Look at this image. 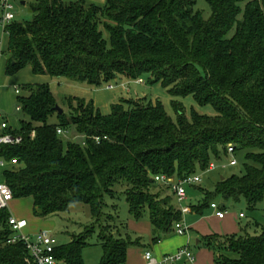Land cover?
I'll list each match as a JSON object with an SVG mask.
<instances>
[{
    "label": "trees",
    "instance_id": "1",
    "mask_svg": "<svg viewBox=\"0 0 264 264\" xmlns=\"http://www.w3.org/2000/svg\"><path fill=\"white\" fill-rule=\"evenodd\" d=\"M100 1L33 0L32 19L7 28V76L30 68L33 75L95 89L146 76L170 98L173 116L160 101L144 98L120 100L104 116L92 100L68 97L67 111L58 114L49 85L24 86L29 95L17 105L25 119L6 131L21 142L0 145V160L21 167L5 171L4 183L13 200H32L37 219L65 214L73 204L88 206L92 225L55 250L64 264H83L93 233L98 264H125L127 249L141 239L110 213L115 206L109 202L121 197L133 220L148 219L151 241L159 243L183 217L169 188L154 177L205 172L229 157V145L233 156L243 155L242 173L220 177L212 194L200 184L189 187L204 192L192 209L202 216L214 197L243 199L249 211L264 205V0H204L207 18L195 0ZM186 97L215 114L187 113ZM72 128L85 137L83 144L62 142L57 130ZM161 187L170 196L152 193ZM9 216L0 211V264H25L23 246L7 244ZM257 226L253 234L202 238L213 264H264V224Z\"/></svg>",
    "mask_w": 264,
    "mask_h": 264
},
{
    "label": "rangeland",
    "instance_id": "2",
    "mask_svg": "<svg viewBox=\"0 0 264 264\" xmlns=\"http://www.w3.org/2000/svg\"><path fill=\"white\" fill-rule=\"evenodd\" d=\"M11 1L15 7V21L23 22V21H30L32 19V14L29 11L28 7L33 3V0H11ZM64 1L67 2L70 0H64ZM89 1L94 2L97 5L102 4L100 0H89ZM22 2L24 3V6L21 5ZM195 2H196V10L201 12L204 18H207L209 16V8L206 5L205 1L195 0ZM6 38L7 37L5 35L2 37L0 35V42L2 43V46H0L1 61L5 60L4 53L7 50ZM16 74H18L19 77H21L23 74H26V76H32L29 72V69L27 68L18 71ZM52 79H53L52 83H49L50 90L52 94L55 95L57 99L60 101L59 108H61L63 111H67V106L64 100L65 98H68L69 95L71 96L73 94L64 91L65 90L64 89L65 87L63 85L64 81L55 78ZM142 81L144 82L142 84L143 85L142 88L138 87L140 86V84L136 82L127 81L126 86L129 87L131 93L129 95L127 94L123 95L121 100H131L136 96L137 93H144L146 97V101H151V102L156 100L160 101L164 107L165 112L168 115L173 116L172 111L170 109V99H168V95L161 87V85L160 84L150 85L147 81L146 76L142 77ZM34 86H35L34 84L31 85V87ZM110 86L111 85L107 86L106 88ZM21 88L23 89L24 87L21 86ZM17 89L20 92V89L18 87ZM181 101L185 106L187 113L192 108L193 110H195L200 114H206L211 116L215 114L210 106L198 107L193 102L191 97H186ZM17 106L18 105L16 104L15 107ZM73 106H75V103H73ZM15 110L16 108H13V112L11 113L13 116L12 119L14 121L11 118L10 119L11 122H15L13 126L16 124H18L19 126L20 121L24 120L25 118L23 117L22 114H17ZM60 137L64 144L73 143V144L81 145L85 141V137L83 135L78 134L77 131L73 128L65 132ZM233 157L235 160L234 164H230L231 158L228 157L227 159H223L220 163L215 162L214 170L211 171L207 170L205 172L197 173L196 175L199 176L201 181L199 188L202 189L204 192L212 194L214 193L215 186L220 177L223 178V177H230L231 175H240L242 173L243 155L239 153V154H235ZM20 167L21 166L14 167L12 168V171H18L20 170ZM5 169H7V164L4 161L0 160V175L1 172ZM1 181L2 178L0 177V182ZM204 192L201 193L198 190H194L193 188L187 187L186 188L187 202L189 201L190 205L201 203L204 197ZM152 193H161L162 198L165 196H170V192L167 191L164 187L153 189ZM171 198L173 201V205L175 206L177 204V201L173 196ZM209 203H215L218 207L221 208L223 207L226 217H228L229 220H232L233 222L232 225L238 228L239 231L246 230L247 233L253 234L257 229H259L257 224L258 225L264 224L263 204L257 206V208L254 211H249L243 199H239L238 201H233L231 199L225 201L220 197H214V199ZM109 204L115 206L114 211L112 212L109 211V212L113 216L116 214L120 222H125L127 225L128 221L132 220V218L128 214L127 205L123 197L118 198L115 201L109 202ZM8 213L11 214L12 216L14 215V217L23 218L28 221L29 225L25 230L26 233L35 234L39 231H47L52 235H54L59 245L68 243L70 240L69 237L71 235H83L92 225V220L89 214V208L88 206L83 204L71 205L69 212L65 214L50 216L46 219H37L33 216V204L30 199H16L14 200V202L10 204L8 208ZM211 214H213V212L210 211V209L205 208L202 216L205 215L206 217H209L211 216ZM240 214H243L244 218H239ZM128 231L129 233H131L134 239L136 235L133 232H131V230L128 229ZM196 240L195 241L193 240L190 246L191 249L190 251L193 253L194 256L195 253L197 255V253L202 249L207 250L206 248L203 247V244L196 246ZM86 243L87 246L82 251L83 264H98L101 258V248L97 241V235L95 233L89 235L86 240ZM229 256L232 258L236 257L233 254Z\"/></svg>",
    "mask_w": 264,
    "mask_h": 264
},
{
    "label": "crops",
    "instance_id": "3",
    "mask_svg": "<svg viewBox=\"0 0 264 264\" xmlns=\"http://www.w3.org/2000/svg\"><path fill=\"white\" fill-rule=\"evenodd\" d=\"M71 1L73 0L67 2H71ZM6 39H7L6 41V47H7L8 37ZM0 46H2V43L0 44ZM4 56H5V60L3 61L0 60V115L2 116L3 120L7 122L9 129H17L18 124L13 126L15 122H11V119L13 118L11 113L13 112V108H16L15 105L17 104L18 98L27 97L29 95V92L22 89L21 86L22 87L31 86L32 84L49 85V83H52L53 79L49 76L33 75L31 73L30 68L27 69H29V72L32 76H26V74H23L21 77H19L18 74H15L11 77H8L5 74L7 59L5 54ZM62 81H64L63 84L65 87L64 91L73 94L71 96L69 95L68 97H79V98H84L86 100H92L95 109L99 110L100 113L104 116L109 114L110 112L109 108L112 104H119V101L121 100L123 95L126 94L129 95L131 93L129 87L126 86L127 83L126 79H120L116 83L110 84L112 86V89H107L106 87L103 86L101 88L95 89L78 83H73L65 80ZM17 87L19 89L21 88L20 93L18 95L16 94V90H18ZM138 87L142 88L143 85L140 84V86ZM53 96L59 106L60 101L57 99L55 95ZM136 98L138 99L144 98L146 100L144 93H137L133 99ZM168 99H170L169 96ZM16 113L20 114V112H16ZM2 133L4 132L0 129V135ZM17 166L19 165H17L15 162H11L7 164V169L3 170L0 175V177L2 178L1 183L2 182L4 183L3 173L7 170H12V168ZM12 202H14V200H12L11 203ZM197 205L198 203L190 205L189 201L187 202V200L181 204L177 203L175 207L178 210H180L181 207L183 206H187L188 208H190V213L183 215L182 218V224L186 228L187 233L183 236H179L174 232H172L171 234L164 237L157 244H153L151 241L152 229L146 217L140 221H135L133 219L129 220L127 224L128 229L131 230V232H133L136 235L135 238L141 239V243L140 246H131L127 249L125 264H144L143 261L144 251H150L155 260L162 261L164 258L170 256L171 254H174L179 249L187 248L188 250H191L190 246L193 240L195 241L197 239L196 246H199L202 244L201 239L204 237H208L212 235L224 236V235L237 234L239 232L238 228L232 225L233 224L232 220H229L228 217H226V215H224L222 219H218L215 216L214 211L210 209V211L213 212L211 216L209 217H206L205 215L199 216L196 213V211L192 209L193 207L194 208L197 207ZM221 210L225 213L224 208ZM179 264H184V262H181ZM195 264H213V254L205 249L200 250L197 253V255L195 253Z\"/></svg>",
    "mask_w": 264,
    "mask_h": 264
},
{
    "label": "built area",
    "instance_id": "4",
    "mask_svg": "<svg viewBox=\"0 0 264 264\" xmlns=\"http://www.w3.org/2000/svg\"><path fill=\"white\" fill-rule=\"evenodd\" d=\"M15 20V7L11 0H0V33L2 36H7L8 26ZM138 84H143L142 80L137 81ZM108 87L107 89H111ZM20 92L16 90L18 95ZM20 106L16 107V112H20ZM0 129L4 132L0 135V145H17L21 142V138L13 137L7 133L8 124L3 120L0 115ZM59 136L64 132L57 130ZM34 137V133L31 134ZM98 142L99 139L95 138ZM227 154L231 158L230 164H234L233 146H227ZM214 163H211L208 167V171L214 170ZM154 182L162 186L168 187L173 194L177 203L181 204L187 200L186 188L195 186L201 183L199 176H188L184 179H177L175 177H166L158 175L154 177ZM13 200L12 192L10 188L0 182V211L8 210L11 201ZM210 209L214 211L215 216L218 219H222L225 213L215 204H210ZM181 214L185 215L190 213V208L183 206L180 209ZM239 218H244L243 214L239 215ZM28 221L22 218H17L12 215L7 220V226L11 231L10 237L7 239L8 245L21 244L25 251L24 263L25 264H64L59 261L55 256V250L59 246L54 235L47 231H39L35 234L26 233L25 230L28 227ZM173 232L179 236H183L187 233L186 228L180 222L175 224ZM144 264H195V256L187 248L179 249L174 254L167 256L162 261H157L153 258L150 251L143 252Z\"/></svg>",
    "mask_w": 264,
    "mask_h": 264
},
{
    "label": "water",
    "instance_id": "5",
    "mask_svg": "<svg viewBox=\"0 0 264 264\" xmlns=\"http://www.w3.org/2000/svg\"><path fill=\"white\" fill-rule=\"evenodd\" d=\"M21 5H24V3L22 2ZM55 111L58 113V114H62L63 113V110L61 108H59V106H56L55 107ZM221 180H223V178H221Z\"/></svg>",
    "mask_w": 264,
    "mask_h": 264
}]
</instances>
